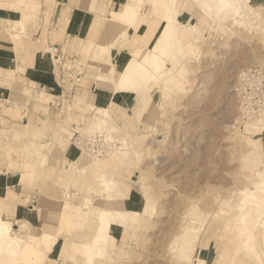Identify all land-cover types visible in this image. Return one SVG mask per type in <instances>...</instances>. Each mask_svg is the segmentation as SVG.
<instances>
[{"label":"rangeland","instance_id":"1","mask_svg":"<svg viewBox=\"0 0 264 264\" xmlns=\"http://www.w3.org/2000/svg\"><path fill=\"white\" fill-rule=\"evenodd\" d=\"M171 1L155 0L153 6L152 0H138L134 30L140 25L146 30L139 43L130 49L132 32L124 47L104 49L109 64L103 72L114 88L94 80L97 69L90 60L56 42L45 55L73 93L47 101L57 108L54 114L37 98L28 99L25 82L17 77L5 82L12 94L0 99V169L19 172L22 189L14 190L19 202L33 187L42 203L30 214L24 209L13 225L2 211L12 234L34 247L26 248L18 264H57L53 253L60 243L63 255L77 264H264V128L254 130L241 116L238 91L242 70L264 66V0ZM123 2L116 0L111 8ZM41 18L39 13L35 22ZM108 18L98 20H106L107 28ZM20 34L22 39L33 35ZM12 36L3 39L19 47L22 42ZM95 38L90 37L103 39ZM85 49L89 55L91 44L86 42ZM125 68L129 82L122 83ZM89 80L93 86L86 90ZM98 93L120 102L123 118L119 122L114 111L101 108L89 128L80 129L93 111L76 95L107 105V100L99 103ZM36 109L44 110V122L33 120ZM69 111L77 119L69 125L73 133L62 132L68 142L64 149L41 123L58 128ZM13 124H29L32 131L41 126L44 135L2 130ZM35 139L48 143L45 157L21 182L24 146ZM68 161L79 167L76 186L63 184ZM105 182L108 189L100 185ZM100 211L109 214L102 220L112 228L98 234L106 238L103 250L88 259L84 236L92 242L102 227ZM34 214L37 222L29 219ZM46 235L53 238L50 248ZM101 246L93 242L90 247Z\"/></svg>","mask_w":264,"mask_h":264},{"label":"crops","instance_id":"2","mask_svg":"<svg viewBox=\"0 0 264 264\" xmlns=\"http://www.w3.org/2000/svg\"><path fill=\"white\" fill-rule=\"evenodd\" d=\"M137 1L138 0H124L120 7L111 8V6L116 3V0H38L37 2L34 0H0V21L2 22L0 26V99L1 96L8 94V92L12 94L10 88L11 84L5 82L12 83L14 82L12 78L17 77L18 80L28 85L24 88L30 96L28 99L33 97L37 98L40 104H44L43 107L45 110H49L53 114L55 113L57 108L54 107L53 103L50 104L47 103V101H49L51 97H64L73 92H71L72 89L70 90L67 84H65V76L59 74L49 57L45 55V49H47L52 42L59 43L63 45V47L66 46L69 48L72 46L76 49V52L82 55L84 60L88 59L91 61V63L88 64L89 66L92 65L93 69H97V72L93 73L94 80L96 82H108L113 87L109 73L103 72L104 69L107 71L109 60H107L102 53L108 46H110L112 50H116L118 47L119 49L124 47V45L128 43L132 32H136V34L130 41V49L139 43L141 33H144L146 30L142 25L139 26V24H137L139 30H134L137 22V14L134 7ZM154 1L155 0H152L151 2L153 6ZM39 13H41L42 18L35 22L36 16ZM98 18H108V27L106 28V20H98ZM15 29H17V31L13 32ZM26 30L31 34L35 33L30 35V38H20L22 36L20 33ZM7 34L13 35L12 37L17 42H22L21 45L18 47L11 39H3ZM92 36H98V38H95L96 41L103 39L100 42H95L90 39ZM38 39H41V41ZM86 42L91 44L89 55H87L88 52L85 49ZM125 71L126 68L121 74L120 79L124 77ZM92 81L93 80H89V84L85 86L86 90L91 89L93 86ZM113 92L112 90V93ZM76 99L79 104H84L86 109L93 111L92 115L88 117L85 126L80 127V129L89 128L90 122L95 117L96 111L101 108L114 111L119 122L123 118L124 113L121 112L124 111V106L120 102L113 101L112 99L107 100L108 97L103 94H97L99 103L107 100L108 104L103 106L96 105L93 99H84L80 94L76 95ZM43 111L42 109L32 110L33 120L36 122H44L45 118L43 116ZM76 119L77 118L71 115L69 111L64 123L60 124L58 128L47 123L44 125L43 123L41 124L42 126L50 128L53 139L59 141V143L64 146V149H67L68 142L66 141V137L62 135V132L73 133L70 131L69 125L71 120L76 121ZM2 130L18 136L34 132V136L38 139L44 135V130L41 126L37 127L35 131H32L29 124L22 125L20 128L13 124ZM47 144L46 141L37 139L31 140L30 143L25 144L26 154L22 162L21 182L27 181L29 176L35 172L34 168L36 167L37 159L39 161L45 157ZM1 161L2 159L0 158V162ZM68 163L69 164L66 165L63 184L67 187L69 184H74L76 186L79 181L80 173L79 169L75 168L79 167L75 165L77 163L76 161H68ZM19 175V172H11L7 170V168L3 170L0 169V215L2 216V211L6 210L5 215L8 213L12 218L11 220H6L12 225L13 222L15 224L19 222L20 216H23L22 211L24 209H27L28 212L26 213L30 214L32 210H35L37 205L42 204L39 203L38 197L35 195L37 190L33 187L28 188L27 193L24 196L22 195L21 199L25 202L18 201L19 195L17 193L19 192V188L22 189L18 182L20 178ZM133 191L134 187L131 191L132 194ZM27 196L30 197L26 198ZM60 205H63L62 198L60 203H58V206ZM77 212H80L78 207ZM20 213H22V215H20ZM35 216H37V214L30 216V221L37 222L38 219H34ZM2 218L4 219L3 216ZM95 235L90 239L92 242L89 243L87 242L89 237L84 236L86 242L83 243V245L86 246V248L88 245L91 246L93 244ZM44 240L47 244L46 247L50 248V244L53 242L52 236L46 235V237L44 236ZM69 247L72 251L76 248L73 244H69ZM24 252H26V250ZM22 256H24L23 253L20 259H22ZM82 257L83 255L81 258ZM53 258L56 260L57 264H77L71 261L68 256L63 255V244L61 243L58 248L55 249Z\"/></svg>","mask_w":264,"mask_h":264},{"label":"bare ground","instance_id":"3","mask_svg":"<svg viewBox=\"0 0 264 264\" xmlns=\"http://www.w3.org/2000/svg\"><path fill=\"white\" fill-rule=\"evenodd\" d=\"M54 57H55L56 61L61 60V58L58 56L56 57V55ZM64 67H67V69H71V66L67 63H64ZM124 77H125V75H124ZM124 77L120 81H122V83L123 82L124 83L129 82V79H126ZM248 121H251L250 124H254V125H252V127L254 126L253 129L257 130L258 132H260L264 128V116L255 117V118H252V120L249 119ZM254 133H255V131H254ZM107 135H109V134H107ZM109 138H111V137H109ZM94 146H96V145H94ZM114 180H115L114 177H112L110 179V183L112 182L113 185H115ZM110 183L105 182V183H102L100 185L102 187H104L105 189H108V187L110 186ZM104 215H109V214L106 211H101L99 213V218H100V222L102 223V227L100 225H98L97 233H96L95 238H94V242L96 243V245L99 244L102 246L98 247L99 252H97L98 250L94 251L91 249L90 246H87V252L85 251V253H83V254L87 253L88 259L89 258L93 259L92 255L99 256V254H101V251L103 250V246H104L103 242H105L106 238H104L103 236L98 235V234H100L101 231H103L104 229H108L110 232V230L112 228L111 226H107V224L105 223V219L102 220V216H104ZM22 226H23V224H22ZM239 231L242 234L244 231H246V226L244 223H242V227H241V229H239ZM34 233L36 234V232H34ZM2 236H5V237L1 241ZM102 239H103V241H102ZM0 241H1L0 249L5 252V253H2L0 255V264H18V261L20 260V256L22 255V253L23 254L26 253L24 251L26 250L27 246H30L32 249L34 248L31 242L24 241V238H21L18 235H13L10 223L7 221H4L1 215H0ZM245 243L247 245L248 241H245ZM243 248H245V247H243ZM90 263L93 264V260H91Z\"/></svg>","mask_w":264,"mask_h":264},{"label":"built area","instance_id":"4","mask_svg":"<svg viewBox=\"0 0 264 264\" xmlns=\"http://www.w3.org/2000/svg\"><path fill=\"white\" fill-rule=\"evenodd\" d=\"M238 91L240 113L243 118L264 116V66L248 67L242 70L239 74Z\"/></svg>","mask_w":264,"mask_h":264}]
</instances>
